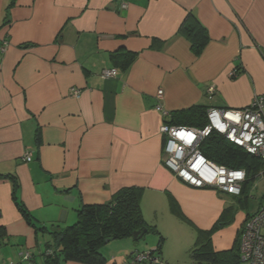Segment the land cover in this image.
<instances>
[{
  "label": "crops",
  "instance_id": "1",
  "mask_svg": "<svg viewBox=\"0 0 264 264\" xmlns=\"http://www.w3.org/2000/svg\"><path fill=\"white\" fill-rule=\"evenodd\" d=\"M189 13L209 34L199 54L179 32ZM117 52L134 58L123 66ZM263 54L264 0H0V264H50L48 230L129 186L142 187L144 217L165 238L162 264H194L199 230L227 201L165 165L161 127L177 110L242 109L264 95ZM113 67L118 75L104 79ZM230 229L214 234L216 250L232 248L216 240ZM148 234L107 243V264H132L136 250L155 249L159 234Z\"/></svg>",
  "mask_w": 264,
  "mask_h": 264
},
{
  "label": "trees",
  "instance_id": "2",
  "mask_svg": "<svg viewBox=\"0 0 264 264\" xmlns=\"http://www.w3.org/2000/svg\"><path fill=\"white\" fill-rule=\"evenodd\" d=\"M179 32L187 37L191 43L192 50L196 54H199L209 41L207 28L192 13L187 15L180 26ZM112 57L117 63L121 62L123 66H126L133 60L134 54L117 52L113 53ZM240 72L241 69L239 67L235 68L231 75L232 78L237 77ZM209 108L210 106L194 105L177 110L171 113V120L167 122L172 125L204 128L209 121ZM200 150L206 157L218 164L229 168L246 170L247 179L243 184L242 192L240 195H232L234 197H241L246 194L249 184L264 169L263 159L250 154L215 131L204 138L200 145ZM204 188L215 189L211 187ZM142 194V187H123L116 191L109 201L83 204L78 209L76 222L62 229L56 227L48 230V233L53 238L52 241L47 243L48 249L45 254L48 262L50 264H59L62 260L64 262L74 261L85 264H107V257L102 247L113 240L125 237L133 238L134 232L138 230H146L145 236L152 232L159 234V244L155 249L151 250V253L152 256L161 259L160 255L165 238L156 226L146 221L141 206ZM18 205L22 215L28 221H32L31 213L28 209L21 202H18ZM233 207V205L225 207L210 229L199 230L197 242L190 254L194 264H241L240 236L245 223L237 234L233 247L230 249L216 250L212 239L213 234L226 228L234 221L235 211ZM253 214L248 213L247 219ZM37 231L44 232L47 230L45 227H37ZM2 233H4V230L0 229V235ZM135 252L131 254L132 260ZM142 264L154 263L145 262Z\"/></svg>",
  "mask_w": 264,
  "mask_h": 264
},
{
  "label": "built area",
  "instance_id": "3",
  "mask_svg": "<svg viewBox=\"0 0 264 264\" xmlns=\"http://www.w3.org/2000/svg\"><path fill=\"white\" fill-rule=\"evenodd\" d=\"M5 49L6 45L1 48L2 51ZM118 73L117 68H105L101 76L107 79L116 77ZM71 93L78 97L81 90L73 87ZM163 94V90H159L157 97L162 99ZM208 94L210 98L214 97L215 85L208 88ZM156 110L165 116L169 114L160 102ZM208 119L204 128L164 123L161 127L167 139L164 163L179 179L195 188L211 187L225 194L240 195L247 179L246 170L216 163L201 152L200 145L205 137L215 131L264 160V95L255 96L250 105L242 109L210 107ZM26 159L32 160L30 152ZM151 250H137L132 264H162L159 258L152 256ZM240 256L242 261L249 264H264V202L244 224L240 236Z\"/></svg>",
  "mask_w": 264,
  "mask_h": 264
},
{
  "label": "rangeland",
  "instance_id": "4",
  "mask_svg": "<svg viewBox=\"0 0 264 264\" xmlns=\"http://www.w3.org/2000/svg\"><path fill=\"white\" fill-rule=\"evenodd\" d=\"M223 198L226 199L227 206L228 205L234 206L233 208L235 211V215H234L235 218L232 223L226 226V229H229L231 227L232 229L227 230L224 236L219 237L218 235H216V240H217V244H223V246L233 247L234 245L233 236H235L237 228L241 230L242 224H243V221L246 215L248 213L253 214L257 210V208L260 206V204L264 202V169L249 184L248 192L246 194H243L241 197H234L230 194H223ZM148 235H151V234H148ZM213 237H214V234L212 236V239ZM107 245L108 244L103 246L102 249L104 247H107ZM213 246L215 247L214 243H213ZM241 264H249V263L245 261H241Z\"/></svg>",
  "mask_w": 264,
  "mask_h": 264
},
{
  "label": "water",
  "instance_id": "5",
  "mask_svg": "<svg viewBox=\"0 0 264 264\" xmlns=\"http://www.w3.org/2000/svg\"><path fill=\"white\" fill-rule=\"evenodd\" d=\"M145 234H146V230L135 231L134 234H133V239L135 241H139L140 239L145 237Z\"/></svg>",
  "mask_w": 264,
  "mask_h": 264
}]
</instances>
